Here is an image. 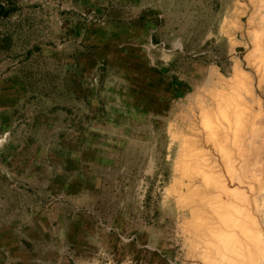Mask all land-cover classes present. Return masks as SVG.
Masks as SVG:
<instances>
[{
    "label": "rangeland",
    "instance_id": "1",
    "mask_svg": "<svg viewBox=\"0 0 264 264\" xmlns=\"http://www.w3.org/2000/svg\"><path fill=\"white\" fill-rule=\"evenodd\" d=\"M248 206L264 0H0V264H216Z\"/></svg>",
    "mask_w": 264,
    "mask_h": 264
},
{
    "label": "bare ground",
    "instance_id": "2",
    "mask_svg": "<svg viewBox=\"0 0 264 264\" xmlns=\"http://www.w3.org/2000/svg\"><path fill=\"white\" fill-rule=\"evenodd\" d=\"M228 117L229 116H225L223 118H225V121L227 123H230L231 120H230V117L229 118ZM210 131H211L210 132L211 137L214 138V140L216 139L217 134H219V136L221 135L225 140V137H226V136L224 137L225 134H220L218 133V131H213V130H210ZM223 142L224 141L222 140L221 143L219 144L221 149L224 146ZM238 187L240 186L238 185ZM224 198H227V196ZM234 201L237 202L238 199ZM242 203L244 204V206H246L244 202ZM238 204L241 205V203H238ZM247 208L248 209H247L246 219L243 217H240L239 222H234V224H231V225L227 224V222L224 220L219 221L218 227L216 228V230L212 231L213 234L215 233V235H217V239H215L216 243H214V246H213L214 254L213 256H209L210 254V250H209L208 252H206L205 258L206 256L207 257L209 256L211 261H214L212 259H215L214 262H216V264H264V232L262 233L261 223L259 222V218L256 217V214H258L256 213L257 210H250L249 206ZM263 209L264 208H262V210ZM220 215H225V214L223 213V211H221L219 212V216Z\"/></svg>",
    "mask_w": 264,
    "mask_h": 264
}]
</instances>
